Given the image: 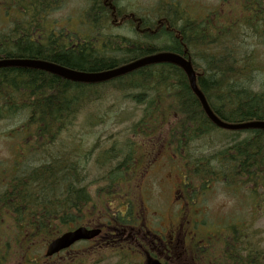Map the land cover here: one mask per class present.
<instances>
[{"label":"trees","instance_id":"obj_1","mask_svg":"<svg viewBox=\"0 0 264 264\" xmlns=\"http://www.w3.org/2000/svg\"><path fill=\"white\" fill-rule=\"evenodd\" d=\"M79 1V26L73 33L56 27L49 18L64 0H1L7 19L14 22L0 31V59L42 60L96 73L171 52L190 61L197 87L218 118L227 123L264 121V78L260 77L264 67L250 43H264L263 1L246 0L254 4L243 6L249 17H238L239 9L233 14H191L172 0H161L149 15L132 9L130 0ZM106 85L111 96L142 110L120 143L114 141L109 150L91 158V152L78 150L71 132L82 114L99 107L103 93L99 88ZM16 117L23 122L11 134L26 133L19 137L29 156L13 176L0 181V264H49L53 258H40L42 247L97 212L111 219L133 217L132 203L145 204L148 199L139 181V168H145L142 162L153 160L147 148L142 152L145 141L155 150L164 149L168 165L175 163V174L179 162L184 166L181 187L177 186L182 208L172 217L186 206H195V195L209 190L216 178L251 184L249 189L263 195L264 202V131L218 129L175 65L146 66L98 84L74 83L28 68H1L0 123ZM83 118L91 126L99 123L96 115ZM162 127L166 132L161 139ZM73 142L76 147H69ZM199 142L205 145L204 153L193 149ZM35 157L41 159L32 161ZM28 161L33 165L23 168ZM169 214L167 210L165 215ZM195 232L193 227L183 246L168 254L172 264H264V251L258 249L255 236L247 234L251 239L244 240V228L228 225L224 234L207 233L201 238ZM83 246L86 251L72 263L64 253L65 263L57 264L103 261L89 243ZM111 257L115 264H136L120 248L110 252Z\"/></svg>","mask_w":264,"mask_h":264},{"label":"rangeland","instance_id":"obj_2","mask_svg":"<svg viewBox=\"0 0 264 264\" xmlns=\"http://www.w3.org/2000/svg\"><path fill=\"white\" fill-rule=\"evenodd\" d=\"M160 1L161 0H130L128 4L140 14L149 15V11L158 5ZM174 1L183 5L189 13L196 15L214 11L233 14L235 11L238 12L239 9L241 13L238 17H249L250 14L243 10V6L252 7L254 5L251 2H245V0H172L171 2ZM81 6L82 3L79 0H64L61 7L52 13L49 18L52 22L56 21V27L74 33L78 28L77 20H79ZM6 11V8L1 4L0 0V31H4L7 25L9 26L14 22L13 19H7L8 11ZM9 16H13V13ZM17 16L16 14V17ZM230 17L232 19L234 18L233 16ZM115 32L121 33V31L118 30ZM244 33L246 34L247 32L245 31ZM260 42L250 43L251 46L255 45L257 56L259 57L257 59L264 67V43ZM263 76L264 70L260 74V77L264 78ZM109 87V85H106L105 87L99 88V91L103 92L99 95L101 97L99 107L96 109H88L85 114H82L81 118L77 121L78 123H76V128L71 132V134L76 137L74 140L79 143L78 150L84 154L91 152V158L97 156L98 153L101 155L102 152L109 150L114 144V141L120 143L123 136L127 135V131L125 130L132 124L131 121L138 119L141 114L142 107L119 100L116 98L115 94L111 96L113 93L109 92ZM117 96L120 98L119 95ZM91 111L95 114H92ZM86 115L88 119L92 115L99 116V123L92 126L88 125V123H85L86 118H83ZM22 122V118L16 117L13 120L0 123V181L13 176L16 173L17 166L29 156L26 146L19 137V135H25L26 133H16L14 136L11 134L12 130L18 128ZM165 132L166 129L162 127L159 137H163ZM219 132L221 133L220 130ZM97 143L101 145L100 149L99 146L98 149H93ZM76 144V142H73L69 143L68 146L75 148ZM143 146L142 152L145 153V148H150V146L146 141ZM193 149L204 153L205 145L203 142H199L193 146ZM156 154L157 152L151 154V158L154 155L156 156ZM149 158L147 159L149 160ZM36 159H41V157H35L32 161ZM158 161H160V157L158 160H155L154 163ZM163 162H165L164 159ZM26 163L25 166L23 165V168H29L33 165L31 161ZM34 164H37V162H34ZM146 170V167L141 170L143 175L139 180L143 183L142 189L147 191L145 193L148 199L147 201L145 199L144 207H141V209L137 211L143 219L146 218V223H160V221L164 219L162 224L165 226L167 225V221L165 222L166 217L168 218L170 217L169 215H171L169 214L166 216L165 212L168 210L174 213L176 210H180V208L177 209V205H179L180 202V194L176 192V184L179 183V187H181L180 183L183 179V173L185 172L184 166L182 167L179 162L178 173L176 174L166 166H164L162 170L157 167L149 171ZM260 180L263 182V179ZM251 187V184L244 186L241 183L222 182L216 178L209 190L203 193L199 192L195 195V206H186L185 209H182V214L179 212L173 215L172 222L174 224L176 221L182 223L181 229L183 230L184 237L181 238L187 240L191 237L193 227H196L195 235L201 238L207 233L213 234L214 232H219L224 234V227L233 225L238 229H245L244 233L247 240L251 239L247 234L255 236L253 239L254 242H258V249L264 251V202L261 201L263 195H255L252 193L251 189H249ZM90 192L92 193V198H94V189L91 188ZM259 192H262V190ZM92 218L93 219L90 220L91 223L99 220L102 222L101 219L104 218V213L102 214V211L97 212ZM157 227L159 228V226ZM168 229V226L160 227L161 233H164V231ZM45 247L46 245H44L40 251L41 259L44 256ZM83 248V246H75L73 252L68 254H76L82 251ZM62 256H64V254L53 258L49 264H57V262L61 260L64 261ZM99 259L103 260L99 264H115L116 261L114 257L109 258V254H103L102 250L99 252Z\"/></svg>","mask_w":264,"mask_h":264},{"label":"water","instance_id":"obj_3","mask_svg":"<svg viewBox=\"0 0 264 264\" xmlns=\"http://www.w3.org/2000/svg\"><path fill=\"white\" fill-rule=\"evenodd\" d=\"M154 64H172L179 67L186 75L191 91L199 100L200 105L210 122L217 128L227 131H241V130H262L264 131V121H250L246 123H227L218 118L209 108L205 97L200 92L196 83V75L192 69L191 63L185 60L182 56L162 52L144 58L132 61L121 67L111 70L87 73L71 70L57 64L35 59H0V68H28L43 71L51 75H55L62 79L84 84H95L105 82L137 69L154 65ZM100 233L99 229H87L86 227H78L74 230L65 232L59 237L52 240L46 248V257H51L63 250H66L73 244L79 241H89L97 237ZM149 264H161L159 261L154 260Z\"/></svg>","mask_w":264,"mask_h":264},{"label":"flooded vegetation","instance_id":"obj_4","mask_svg":"<svg viewBox=\"0 0 264 264\" xmlns=\"http://www.w3.org/2000/svg\"><path fill=\"white\" fill-rule=\"evenodd\" d=\"M154 152H157V154L156 156H152L153 160H149L148 164L144 162L142 163L144 167L147 168L148 166H151L152 162H155V160H158L160 157V161L153 165V167H157L162 170L164 167L161 157L162 149H158L157 151L153 149V153ZM139 169L140 178L143 175L141 173L143 168ZM176 192L178 193L180 190L176 188ZM180 197H182V194ZM132 204L134 210L133 217L121 219L105 218L103 222L99 221L98 225L101 229V234L96 241H91L88 243L91 245L93 250L97 251V253H99L103 247L108 248L112 246L115 248H120L121 251L128 252L129 255L135 260L136 264H148L153 259L161 261L162 264H171L172 261L169 259L168 254L175 247H179L180 249L184 243V239L181 238L184 237L183 230L181 229L182 223L176 221L174 224L172 222L171 215H169L170 217L168 218L166 217L165 222L167 221V225L165 226L162 224L164 219L161 220L160 223H146V218L143 219L140 213L137 211L143 207V204ZM180 207H182V203H180ZM170 214H172V211ZM83 224H86L89 227L96 225L95 223L92 224L90 222L88 223L87 221ZM155 226H159V228H156ZM166 226H168L170 230L168 229L165 230L164 233H161L160 227L162 228ZM256 245L258 246V242H256ZM69 251L64 253H68ZM85 251L86 250L82 251V253ZM258 252L260 251L258 250Z\"/></svg>","mask_w":264,"mask_h":264}]
</instances>
